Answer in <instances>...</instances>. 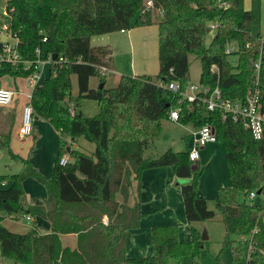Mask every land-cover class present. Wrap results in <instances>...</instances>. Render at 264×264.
Wrapping results in <instances>:
<instances>
[{
	"label": "trees",
	"instance_id": "trees-1",
	"mask_svg": "<svg viewBox=\"0 0 264 264\" xmlns=\"http://www.w3.org/2000/svg\"><path fill=\"white\" fill-rule=\"evenodd\" d=\"M152 2V7H146L145 0H5L0 10V51L5 25V33L17 37L16 49L23 59L46 60L56 53V59L66 60L52 61L49 76L30 97L34 113L46 114L58 132L51 175L42 176L14 154L8 134L0 137L10 157L24 163L19 173L0 175L1 181L9 180L0 187L1 256L27 264H180L183 255H194L202 247L200 232L194 226L188 242L179 241L175 225L153 226L154 255L128 257L125 253L126 232L136 228L143 216L138 200L143 170L171 165L174 176L189 179L181 185L187 222H202L219 214L225 230L223 246L232 247L236 236L245 237L247 264H264V134L254 139L241 119L233 120L229 114L223 117L220 108L206 110L199 98L204 95L187 101L166 86L176 81L185 87L189 56L196 55L201 64L200 83L219 87L226 99L243 100L254 85L253 63L258 56L246 43L263 35L251 32L252 16L243 0ZM154 10L159 16L157 75H121L115 86L106 88L99 68L109 66L110 52L104 46H91L90 38L151 25ZM210 23L216 28L206 42ZM231 43L237 49L225 53ZM260 47L264 67V38ZM230 54L236 56L235 63ZM28 72L22 64L0 65V78L25 77ZM73 75L77 81L74 116L68 111ZM95 76L101 87L89 86V79ZM259 89L264 113V86ZM82 98L95 100L98 114L84 116L78 103ZM180 99L178 122L212 125L224 148L231 185L217 189L215 209L208 207V199L198 186L201 172L191 169L188 151L167 149L144 155L159 133L160 121L168 119L169 110ZM78 137L93 142L94 150L86 153L71 148L70 142ZM64 154L68 160L62 165L59 160ZM27 176L45 186V206L24 203L22 181ZM252 190H260L257 196L263 200L248 201ZM238 193L243 195L241 200ZM134 194L136 199L131 202ZM18 213L48 219L51 231L41 234L35 226L26 232L8 230L2 219ZM68 233L76 234L75 247L62 245L60 234ZM215 264L224 263L217 256Z\"/></svg>",
	"mask_w": 264,
	"mask_h": 264
},
{
	"label": "crops",
	"instance_id": "crops-1",
	"mask_svg": "<svg viewBox=\"0 0 264 264\" xmlns=\"http://www.w3.org/2000/svg\"><path fill=\"white\" fill-rule=\"evenodd\" d=\"M159 17V16H158ZM158 20L147 26H138L124 31L117 30L100 35H94L90 38L91 46H104L109 50L111 61L109 73L118 75V81L121 75H155L159 70L158 62ZM264 34V31L261 33ZM97 37L96 39H94ZM96 44H93V41ZM51 65L45 62L41 66L40 80L41 84L50 74ZM75 76V75H74ZM5 78H8L5 80ZM24 77L12 78L3 76L0 78V85L14 89L15 94L10 105L14 104L16 112V122L13 124L8 134L9 146L11 151L26 160L32 168L36 169L42 176L49 177L52 173L54 162L58 153V132L49 123L48 116L44 113H35L33 119V132L30 136L21 138L17 134L19 116L21 107L28 101V95L31 92L26 81L20 83ZM76 80V76H75ZM73 81V76H72ZM77 82V81H76ZM89 86L92 85L89 79ZM260 86V85H259ZM73 103V100L69 101ZM9 105V106H10ZM9 110V109H8ZM83 113V112H82ZM170 120V119H169ZM5 118L0 115V137L2 139V129L5 126ZM178 122V121H177ZM191 127L184 140L186 150L188 151L194 143L199 126L186 125ZM0 139V140H1ZM68 139V138H67ZM152 142V143H151ZM144 151L145 156L160 154L154 149L153 140ZM77 138L70 142L71 148L77 147ZM170 149V148H169ZM92 151V150H91ZM67 158L68 155L64 154ZM21 159L9 157L6 167H12L11 162L15 160L14 171L0 173V175L19 173L24 163ZM197 171H200L198 186L202 194L209 202L214 203L217 195V189L220 187H229L231 185L230 174L224 153L222 142L208 143L199 150V158L195 162ZM6 169V168H5ZM19 171V172H18ZM189 181L186 178H178L173 175L171 165L148 168L143 170L140 178V211L143 214L139 225L136 228L127 230L125 235V253L128 257H146L155 254V247L151 240V230L153 226L175 225L177 227L178 239L188 241L190 239V227H198L197 222L188 223L184 213L183 200L181 196V185ZM9 184V180L0 181V186ZM136 183H134L135 189ZM24 190V203L28 206H45L47 202V191L45 186L36 178L27 176L22 181ZM131 196V202L136 198ZM105 219V218H104ZM207 221L199 222L205 227L209 234ZM1 223L10 231L26 232L35 226L39 233L45 234L51 231V224L48 219L34 215L27 219L24 215L12 214L4 217ZM199 228V227H198ZM60 240L63 246L75 247L76 234H60Z\"/></svg>",
	"mask_w": 264,
	"mask_h": 264
},
{
	"label": "built area",
	"instance_id": "built-area-1",
	"mask_svg": "<svg viewBox=\"0 0 264 264\" xmlns=\"http://www.w3.org/2000/svg\"><path fill=\"white\" fill-rule=\"evenodd\" d=\"M224 5H227L226 2H223ZM152 0L146 1V7H152ZM209 29L214 32L216 25L210 23ZM6 26H2V47L0 51V65L2 63L10 64H22L25 70H29L28 74L24 77L27 85L30 87L31 92L28 95V101L24 103L21 107V112L19 116V124L17 128V134L21 138L28 137L33 132V119H34V110L30 103V97L32 91L39 85L40 80V70L42 64L45 62L52 61L60 63L66 60L63 57H58V59H52L51 54L48 55L46 60L36 58L33 60L23 59L19 52L16 49L18 39L15 35L11 33H5ZM121 31H124L122 29ZM260 38L256 42L246 43V48L254 49L258 51V56L253 63L254 70L262 67V55H261V41L264 38ZM6 36V39L3 40V37ZM45 40V38L43 39ZM237 47L233 46L232 43L228 44L224 50L225 53H231L236 50ZM99 72L102 76H106L110 69L107 66H101ZM255 72V71H254ZM166 86L174 91L178 92L181 95V99L187 101H194L197 97L204 95L201 98L203 106L206 110H214L220 108L224 111L223 117L226 114H229L233 120L241 119L243 125L251 133L254 139H260L264 134V113L261 112V102H260V89L259 85L254 81V85L250 90H248L243 98L240 99H226L223 97L222 92L219 87L210 88L208 85L199 83L193 84L187 81L185 87L181 88L176 81H170L166 83ZM15 90L0 85V106H8L12 103L14 98ZM181 99L176 102V106L169 110L168 119L178 121ZM68 111L70 115L74 116L76 109L73 103H68ZM217 135L215 128L212 125L204 124L199 126L197 135L194 139L193 145L188 150V159L191 164L195 163L199 158V150L208 143L216 142ZM68 158L63 155L59 163L64 165L67 162ZM1 181V180H0ZM2 182V181H1ZM257 197V192L252 190L247 195L246 199L252 201ZM27 219L30 217L27 216ZM250 250V248L248 249ZM248 257V255H247Z\"/></svg>",
	"mask_w": 264,
	"mask_h": 264
},
{
	"label": "rangeland",
	"instance_id": "rangeland-1",
	"mask_svg": "<svg viewBox=\"0 0 264 264\" xmlns=\"http://www.w3.org/2000/svg\"><path fill=\"white\" fill-rule=\"evenodd\" d=\"M147 0H145L146 2ZM5 4V0H0V10L3 9ZM244 7L249 10L252 16V24H251V32L253 34L262 33L264 31V0H243ZM154 20H158L157 14L158 11L154 10ZM156 25V24H152ZM213 31L208 28L206 42L211 39ZM95 37L94 39H96ZM96 44L94 40L92 42ZM233 46H236L235 43H232ZM229 59L235 63L236 56L234 54L229 55ZM190 68L188 75V82L193 84H199V77L201 73V64L200 60L196 55L189 56ZM158 72V71H157ZM155 75H150L155 77ZM254 76L256 82L260 86H264V67L257 68L254 72ZM118 78L117 74L108 73L105 76V87L110 88L116 85ZM8 78H5V80ZM25 78L20 80V83H24ZM90 82L92 85H99L100 80L99 77H91ZM71 100L75 101L77 98V82L75 80V76L73 75V81L71 85ZM79 110L83 112V115L86 117H92L99 112L98 103L95 100L82 98L78 100ZM14 104L8 106H0V115L5 118V126L2 129V139L6 136V133L11 130L13 124L16 122V112L10 111V109H14ZM9 109V110H8ZM186 125H192L191 123H181L174 120L162 119L160 121V130L158 135L153 138L154 149L157 153H163L167 149H171L173 151H182L186 150V143L184 140V136L187 131L191 128ZM77 147L74 149H79L83 152L90 153L94 150V143L90 142L83 137L77 138ZM152 143V142H151ZM92 150V151H91ZM10 155L6 151L4 147L0 144V173L4 172H12L14 171V163H18L13 160L11 163L12 167H6L4 164L10 163L9 159ZM6 168V169H5ZM19 172V171H18ZM7 174V173H6ZM1 187V186H0ZM238 200L243 198L242 193H238ZM263 200V197L257 196L253 200L257 202L258 200ZM209 206L215 207L214 203L209 202ZM208 223L209 234L206 231L205 227H200L201 223L197 222V229L202 235L203 231L206 232V238L203 239L202 247L197 250L196 254L187 253L181 257L180 264H215L216 257L219 256V259L224 264H247V246L244 242L245 237H235V241L232 247L223 246L222 241L224 238L225 230L223 223L220 219L219 214H216L213 218L206 220ZM203 222V221H202ZM190 240V239H189ZM188 240V241H189ZM180 241V240H179ZM181 241V242H188ZM0 264H27L24 262L15 261L10 257H4L0 255Z\"/></svg>",
	"mask_w": 264,
	"mask_h": 264
},
{
	"label": "water",
	"instance_id": "water-1",
	"mask_svg": "<svg viewBox=\"0 0 264 264\" xmlns=\"http://www.w3.org/2000/svg\"><path fill=\"white\" fill-rule=\"evenodd\" d=\"M6 39V36L5 37H3V40H5ZM56 53H53L52 55H51V57H52V59H54V58H56ZM102 86V83H100L99 85H98V87H101ZM67 150H69V148H67ZM191 169L192 170H196L197 169V165H196V163H193L192 165H191ZM257 194H260V190H257ZM206 238V232L205 231H203V233H202V235H201V239L203 240V239H205Z\"/></svg>",
	"mask_w": 264,
	"mask_h": 264
}]
</instances>
